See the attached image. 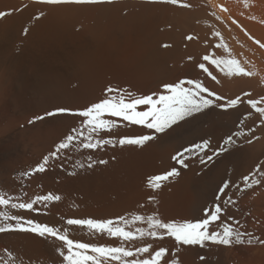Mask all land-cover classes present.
Wrapping results in <instances>:
<instances>
[{
    "label": "bare ground",
    "instance_id": "6f19581e",
    "mask_svg": "<svg viewBox=\"0 0 264 264\" xmlns=\"http://www.w3.org/2000/svg\"><path fill=\"white\" fill-rule=\"evenodd\" d=\"M187 2L192 4L191 9L147 0L62 6H43L34 0H0V11L13 10L0 19V189L19 191L23 185L28 197L48 191L60 194L62 201L50 205L46 214H31L40 221L60 224L61 217L67 216L127 214L138 210L139 204H146L150 194L156 195L157 203L147 205L144 212L196 220L202 217L205 207L212 206L223 180L243 187L241 178L264 162V127L257 128L255 135L260 139L252 144L229 146L228 151L206 164L190 160V167L160 190H150L147 178L175 166L172 155L204 138H210L213 147L221 145L236 130L239 119L249 110L247 105L228 111L204 110L174 125L142 149L106 146L93 155L108 160L107 165L89 170L74 168L75 162L85 160L88 153L72 152L71 158L62 156L50 161L43 174L22 175L52 151L77 122L70 117H49L30 125L28 120L57 106L82 108L102 98L108 86L146 95L160 91L163 82L200 78L225 97L251 90L255 91L254 97L264 94V51L235 25L229 30L210 20L202 6L205 0ZM220 2L227 3L252 35L264 39V24L259 22L264 19V0H250L256 20L239 15L242 0ZM39 11L46 15L33 19ZM209 24L223 32V42L234 55L243 51L254 61L259 76L230 78L210 69L220 80L217 84L197 67L200 57L213 51L205 46V40L210 44L219 42L210 39ZM25 28L27 35L23 34ZM187 35L197 39L189 41ZM163 44L170 47L164 48ZM215 54L227 56L223 49H216ZM189 56L196 59L190 61ZM255 122L257 115L245 124L251 127ZM146 131L129 126L113 135ZM72 171L77 174L69 175ZM229 195L237 203L227 206V214L240 220L241 231L264 239V183L239 192L233 187ZM73 234L90 239L83 232ZM163 244L170 250L178 248L183 264H264V246L258 243L200 248L177 246L166 238ZM56 246L57 242L32 234H0V254L8 247L17 256V264H61ZM201 255L206 261H200Z\"/></svg>",
    "mask_w": 264,
    "mask_h": 264
},
{
    "label": "snow or ice",
    "instance_id": "6c2138e0",
    "mask_svg": "<svg viewBox=\"0 0 264 264\" xmlns=\"http://www.w3.org/2000/svg\"><path fill=\"white\" fill-rule=\"evenodd\" d=\"M114 2L115 0H34V3L43 6ZM147 2L183 9L192 8V4L187 0ZM202 6L207 10V17L210 20L229 30L235 25L259 50L264 51V39L252 35L240 23L226 2L205 0ZM253 7L254 4L250 0H242L239 15L256 20V16L251 13ZM12 11H0V19L11 15ZM45 15V11H39L33 19L39 20ZM259 22L264 24V19ZM209 29L210 39L216 38L219 42L210 44L206 39L205 46L212 48L213 51L203 54L197 63V67L207 77L217 84L220 83L217 75L210 69L230 78H252L260 75L254 61L243 51L236 55L232 53L229 46L223 42V32L216 28L215 24H209ZM27 33L28 29L25 28L23 34ZM186 39L191 41L197 38L187 35ZM162 47L168 48L170 45L163 44ZM241 47L244 48V45ZM216 49H223L227 56L216 55ZM188 59L194 61L196 58L189 56ZM241 105H247L249 110L242 115L236 130L229 134L221 145L213 147L211 139L204 138L183 148L182 151H177L171 156L175 166L147 178V187L153 192L162 189L166 182L179 177L181 170L190 167L192 159L206 164L228 151L229 146L252 144L260 139L255 132L257 128L264 127V94L254 97L251 91H243L235 97H225L206 86L200 78L163 82L160 91L146 95H137L125 89L108 86L104 89L102 98L82 108L57 106L43 115H35L28 120L30 125L49 117H70L77 122L55 144L52 151L44 155L34 168L22 175L31 177L38 173L43 174L48 171L50 161H58L62 156L71 158L69 153L72 152H79L82 155L88 153L85 160L75 162L74 168L89 170L96 165H107L108 160L96 159L93 154L104 150L106 146L113 148L135 146L142 149L148 142L156 140L160 134L166 133L188 117L211 108L228 111L238 109ZM254 115L258 116V122L251 127L246 126L245 122ZM129 126H138L147 131L135 135H113L119 128ZM61 167L63 168V164ZM262 168L264 162L257 164L251 172L244 175L241 178L243 187L231 180H223L217 188L212 206L205 207L202 217L196 220L164 218L158 211L144 212L143 209L147 205L157 203L156 195L150 194L146 204H139L138 210L127 214L115 217L67 216L61 217L62 223L52 224L40 221L31 214H46L50 205L62 201L60 194L48 191L28 197V193L23 191V185L19 191L0 189V234H32L45 240L51 239L57 242L55 251L61 258V264H183L178 248L170 250L164 246L163 241L166 238H171L177 246L183 247L205 248L213 245L230 247L233 244L254 243L264 246V239L248 231H241L240 220L227 214V206H234L237 203L233 196L229 195L233 187L239 192L261 185L264 183ZM68 174L74 176L77 173L72 171ZM75 232H83L90 239L77 238L73 234ZM17 259L8 247L0 254V264H17ZM199 259L202 262L206 261L203 255L199 256ZM20 264H23V261H20Z\"/></svg>",
    "mask_w": 264,
    "mask_h": 264
},
{
    "label": "rangeland",
    "instance_id": "374dc122",
    "mask_svg": "<svg viewBox=\"0 0 264 264\" xmlns=\"http://www.w3.org/2000/svg\"><path fill=\"white\" fill-rule=\"evenodd\" d=\"M253 91H254V90H251L252 94H255V93H254L255 91H254V92H253Z\"/></svg>",
    "mask_w": 264,
    "mask_h": 264
}]
</instances>
